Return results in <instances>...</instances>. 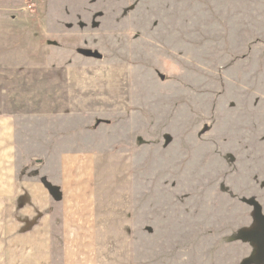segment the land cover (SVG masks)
Listing matches in <instances>:
<instances>
[{"label":"rangeland","instance_id":"1","mask_svg":"<svg viewBox=\"0 0 264 264\" xmlns=\"http://www.w3.org/2000/svg\"><path fill=\"white\" fill-rule=\"evenodd\" d=\"M27 6V16L8 25L18 24V32L69 29L80 49L65 53L73 62L83 58L73 66L78 72L120 79L109 94L97 95L110 100L103 116L119 126L121 138L135 131L137 160L151 159L149 172L133 173L132 185L119 193L120 203L149 208L137 216L136 233L185 254L213 243L236 249L241 239L249 251L256 246L264 264V0H34ZM24 36L30 45L43 35ZM101 190L99 203L111 201ZM105 207L97 210L94 230L115 233L105 221L115 211ZM120 219L119 232L126 233L128 217Z\"/></svg>","mask_w":264,"mask_h":264},{"label":"crops","instance_id":"2","mask_svg":"<svg viewBox=\"0 0 264 264\" xmlns=\"http://www.w3.org/2000/svg\"><path fill=\"white\" fill-rule=\"evenodd\" d=\"M30 1L0 0V264H261L256 246L249 251L241 239L236 249L213 243L173 255L169 245L162 249L151 244L152 235L136 233L137 216L149 208L120 203L119 193L132 185L133 173L149 172L151 159L137 160L135 131L121 138L119 126L103 116L110 100L97 95L109 94L120 79L78 72L73 66L83 58L73 62L65 53L79 48L69 29L18 32L14 23L27 16ZM24 34L43 36L25 45ZM100 189L113 195L102 204L115 211L105 220L115 233L94 230ZM122 215L126 233L119 232Z\"/></svg>","mask_w":264,"mask_h":264},{"label":"water","instance_id":"3","mask_svg":"<svg viewBox=\"0 0 264 264\" xmlns=\"http://www.w3.org/2000/svg\"><path fill=\"white\" fill-rule=\"evenodd\" d=\"M94 56H100L98 53H93Z\"/></svg>","mask_w":264,"mask_h":264}]
</instances>
